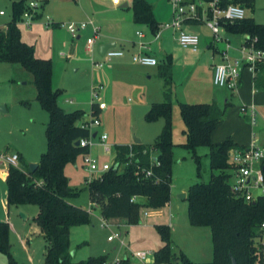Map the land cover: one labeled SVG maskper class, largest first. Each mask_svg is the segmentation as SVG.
<instances>
[{
	"label": "rangeland",
	"instance_id": "rangeland-1",
	"mask_svg": "<svg viewBox=\"0 0 264 264\" xmlns=\"http://www.w3.org/2000/svg\"><path fill=\"white\" fill-rule=\"evenodd\" d=\"M14 1L16 0H0V10L6 13L0 16V26L12 20ZM25 1L27 4L30 1H35L39 4V7L32 20V25L27 26L19 20L23 40L35 46L37 57L51 60L53 68L52 84L55 90L60 91L58 98L60 106L67 111L82 109L86 112L85 117L90 119L92 82L98 84L99 81L102 82L104 79V76L100 78L101 76L95 75V73L106 71L108 66L105 65L102 69L94 68L92 58L103 61V57L98 54L97 50L94 53L87 51L85 33H83L81 39H77L71 35L66 27L49 24L48 16L54 21L69 23V0ZM166 2L172 7L170 0H166ZM246 11L247 16L254 17L257 22L264 24V0H254V6L246 7ZM184 28L200 36L199 50L197 52L192 51L189 54L188 51L190 50H185L180 46L171 30H164L162 32H165L164 37L168 49L170 53L175 54L178 66L188 67L183 75H193L190 73L192 71L196 75H205L203 68L207 62L213 59V50L206 47L205 40H212V32L204 23L186 24ZM228 33H226V37L232 45L231 56H236L238 55V49L244 42V36L242 34L228 36ZM158 44L156 43L153 46L158 47ZM223 45V43H219L220 47ZM71 46H73V52L76 50L74 56H69ZM146 69L153 73L159 68L158 66H152ZM243 73L244 75H250L248 67L244 68ZM145 81L148 83L151 93L153 91L154 94H157L163 88L162 80L157 75H153L149 81L146 78ZM104 84L100 97L106 105L102 114L99 115L101 124L94 126L93 129L95 132H106L113 148L110 153H105L101 146H94L92 153L101 161H115L116 146L119 145L114 144L115 140L124 142L134 136L135 133L136 137L143 138L144 144L151 145L155 136L161 133L165 121L160 119L152 123L144 118V113L139 111L135 104L137 95L128 83L121 86L115 80V77H112ZM177 87L183 90V85L180 84ZM227 88H220L218 91L220 104H223V109H226V107L228 109H226L224 120L218 124L214 132L215 139L220 141L223 139L224 133L234 131V134H239L249 144L255 135L256 142L264 145V132L260 131V127L264 124V94H261L259 101L261 106L259 108L261 113L258 115L259 129L254 132L250 116L241 113L243 103L240 102L237 89ZM192 89L187 88L188 91ZM243 89L244 94L249 95L252 86L246 82ZM116 90L119 94H116ZM107 94L110 95V98L106 96ZM70 98H74V104L66 102ZM227 101H230V103L228 104ZM175 102L176 111L173 112V141L175 147L170 205L158 209L141 208L140 222L130 224L128 232L124 230V224L127 222L124 223L122 218H114L116 227L102 226L101 211L92 201L89 191L86 190L88 174L82 167L83 156L79 155L74 162L67 164L65 172L70 179V184L79 191V195L71 198L70 201L90 210L92 215L90 223L74 226L71 229L72 251L77 250L73 256L74 261L87 260L91 255L101 254L106 255L108 257L106 261L111 264H115L116 261L125 256L130 257L131 264H147L138 259L133 253L139 250H148L153 253L149 256L152 264H156L154 262V252L163 245L156 225L167 224L170 226L172 223L171 212L175 214L172 223L174 225L172 228L174 250L183 252L195 262H211L214 260L211 228L209 226L192 225L188 217V200L180 197L182 193H187L192 184L210 181L213 170L210 165L209 148H198L199 165L192 150L183 146L187 140L182 131L185 126L177 99H175ZM2 105L6 106V110L0 109V151L4 149L19 152L21 159L18 167L29 168L30 163L39 162L41 155L47 150L46 129L50 115L37 99V88L34 84L33 74L19 64L0 62V106ZM81 122L82 120L79 121V123ZM6 169V166H0V218L9 215L13 223L14 227L10 226L13 255L19 264H45L47 241L44 236L32 233L33 228L37 225L34 216L39 207L35 204H19L9 205V210L6 208L8 207L6 206V201L8 202ZM254 193H261V189H255ZM139 201L143 202V197ZM146 210L151 212L149 216H144L143 212ZM22 214L26 215L27 218L24 219ZM112 221L110 220V222ZM116 230H124L122 236L125 242L124 245L121 240H108V236ZM26 234L32 240L29 249L23 246L21 240L22 236L24 237ZM256 247L258 250L264 251V245H262L260 239L257 240ZM7 261V255L0 252V264H6Z\"/></svg>",
	"mask_w": 264,
	"mask_h": 264
},
{
	"label": "trees",
	"instance_id": "trees-1",
	"mask_svg": "<svg viewBox=\"0 0 264 264\" xmlns=\"http://www.w3.org/2000/svg\"><path fill=\"white\" fill-rule=\"evenodd\" d=\"M223 4H240L245 8L253 7L254 0H222ZM133 18L138 24L147 26L156 34L160 25L154 16L153 5L147 0H132ZM28 9L25 0L13 2V17L5 28L0 29V62L19 64L34 76L37 99L48 111L50 120L47 125V150L41 155L38 168H20L11 165L5 173L8 186V204H35L39 207L34 217L47 241L44 257L45 264H104L106 255L90 256L87 260L74 261L71 248V229L74 226L92 221L91 211L73 204L70 199L79 191L70 184L65 172L69 162L79 155L89 152L87 146H77L75 142L90 136V129L79 124L86 116L82 109L67 111L58 102L60 91L52 84L53 68L50 59L36 56L35 46L25 42L19 27L23 13ZM232 34H247L249 38L258 37V46L264 47V24L257 23L254 17L247 16L236 22L225 23ZM160 76L165 83V100L154 102L146 113L148 122L164 119L165 123L159 136L151 145L132 144L133 157L129 145L116 146V166L107 171L102 178L88 182L86 190L106 219L122 218L129 224L140 222V209H158L169 204L171 199L173 169V110H172V56L160 64ZM255 85L264 89V61L256 64ZM180 114L185 125L186 142L200 165L197 150L209 148L212 177L208 182H196L187 191L188 217L194 226H209L212 232L214 260L211 262L192 261L183 252H176L172 244V228L158 224L156 229L163 245L154 252L156 264H232L235 257L238 264H264V251L256 247L260 238V226L264 221V193L254 201L235 196L232 190L234 165L229 161L230 152L243 148L228 136L220 142L213 141V134L225 118L226 109L217 102L179 103ZM101 111L97 103H92V116ZM153 157L159 165L152 166ZM142 167L153 168V176L144 178L137 174ZM264 172V171H263ZM155 177L161 181L156 182ZM232 179V180H231ZM134 196L144 201H132ZM10 224L0 220V252L7 255L6 264H19L12 252ZM115 264H131L129 256Z\"/></svg>",
	"mask_w": 264,
	"mask_h": 264
},
{
	"label": "built area",
	"instance_id": "built-area-1",
	"mask_svg": "<svg viewBox=\"0 0 264 264\" xmlns=\"http://www.w3.org/2000/svg\"><path fill=\"white\" fill-rule=\"evenodd\" d=\"M113 4L118 5L125 0H107ZM173 7V18L164 23V28H173L178 31V42L183 48H191L194 51L198 50L201 38L198 34L187 31L184 26L186 24L204 23L211 30L213 35V44L217 47L218 53L221 55L222 60L216 63L213 67V82L216 86L228 87L232 90L238 89L242 71L245 67H248L255 71L256 64L260 61H264V47L257 45L258 37L249 38L247 35L246 40L238 49V55L231 56L232 45L230 40L226 37L228 32L225 28V23L241 21L247 17L246 8L240 4H223L222 0H170ZM39 4L35 1H30L28 9L23 13L20 22L29 26L32 23V19L35 16L36 10ZM5 11L1 10L0 15H3ZM49 24L64 26L76 37L81 30H84L88 25L93 24L92 21H82L69 23L55 22L48 16ZM94 36L87 39V50L89 53L93 52L96 36L98 35V27L94 26ZM140 37L143 36V32H138ZM219 43H223V47H219ZM141 49H145L147 46L143 42L139 43ZM125 48L111 47L104 54V60L97 62L92 59L93 64L96 67H103L107 62H111L117 57L125 55ZM133 63L140 65H157L159 60L157 57L143 51L132 54ZM103 89L102 85H95L92 91V103H97L101 109L105 107V102L100 101V93ZM241 113L248 115L251 118V124L255 127L258 123L259 111L255 105H244L241 107ZM85 117L81 123L82 127L90 129V136L80 139L79 146H87L89 152L83 154L82 167L87 172V183L93 181L95 178H102L103 175L116 166L117 169H122L123 165L115 161H101L98 157H95L92 153L94 146H101L105 153H110L113 148V144L109 142V135L106 132L99 133L94 131V126H99L101 121L99 116ZM94 134H96L94 136ZM131 152L129 158L133 157L132 144L129 145ZM116 155V154H115ZM117 156V155H116ZM20 161V155L17 152L3 150L0 151V166H6L7 169L11 166H18ZM229 161L234 165V174L232 180V190L238 198H244L246 201L251 202L256 199L259 194L264 193V145L258 144L255 140L248 146L243 148H235L230 152ZM159 165V161L153 157L152 166ZM6 169V170H7ZM138 175L144 178H151L153 176V168L146 169L142 167L137 171ZM156 182L161 181L160 177H155ZM255 189H261V193L255 194ZM140 199L138 196H134L132 201ZM144 216H149L150 211L143 212ZM114 224L102 216V226L111 227ZM123 232L116 230L108 236L109 241L121 240L124 245L125 242L122 239ZM260 240L264 245V221L260 226ZM141 261L150 264L151 255L148 250H139L133 253ZM119 261V260H118ZM116 261V263L118 262ZM104 264H111L105 262Z\"/></svg>",
	"mask_w": 264,
	"mask_h": 264
},
{
	"label": "crops",
	"instance_id": "crops-1",
	"mask_svg": "<svg viewBox=\"0 0 264 264\" xmlns=\"http://www.w3.org/2000/svg\"><path fill=\"white\" fill-rule=\"evenodd\" d=\"M147 1L153 5L154 16L160 25V29L156 34H154L147 26L138 24L134 21L132 0H125L118 5H115L111 1H107V0H69V22L71 21H74V22L92 21L93 22V24H90L88 25L86 29L81 30L78 33V35L75 37L77 39H81L83 37V33L86 34V43H85L86 49H87V39L95 35L93 27L96 26L98 27L99 32H98V35L96 36V40H95L94 47H93L94 49L92 53H94L95 50H97L98 54L102 56L104 60V55L100 53V48L105 44L113 43V42L116 43L115 47H119V48L122 47V48H125L126 50L124 56L117 57L113 59L111 62L105 63L103 67H96L94 65L95 69H102L104 68L105 65L108 66V69L106 71H97V73H95V75H100L101 76L100 78L104 76V79H103L104 82L102 80H101L102 82L99 81L98 84H95L94 82H92L91 90L93 91V87L95 85H102L104 88V85H105L104 83L108 82L110 79H112V77H115V80H117L121 86H125L127 85L126 83H128L132 91H134L137 95L135 104L137 105V108L139 109V111H142V113H144V118H145L146 113L151 108L154 102H162L165 100L166 88H165L164 79L160 76V64L165 63L166 57L168 55H171L172 56V75H173L171 96H172L173 112L176 111V108L174 106V104L176 103L175 99H177L178 104L180 102L210 103V102L215 101L223 109V104H220L218 100L219 99L218 91L220 88H227V87L216 86L213 82V70H214L213 67L216 63L222 60L221 55L218 53L217 47L213 44V40H208V41L205 40L206 47L212 48L213 50V56H212L213 59L210 62H207L203 68L205 75H196L194 71L190 72L193 75H183V73L187 70L188 67L182 68L177 65L175 54L170 53V50L168 49V45L166 44V38L164 37L165 32H162L164 30L166 31L171 30L174 38L178 41V31L176 29L163 27L164 23L170 21L173 18V13H172L173 7H170V5L166 2V0H147ZM36 13H37V10H36ZM5 14L6 13H4L3 15ZM3 15H0V16H3ZM55 22H58V21H55ZM6 24L7 23L1 25L0 29L5 28ZM260 24H263V23H260ZM30 25H32V23ZM55 26H58V25L55 24ZM138 32H143V36L140 37L138 35ZM231 34L232 33L230 34L228 33V36ZM242 35L244 36V41H245L247 38V34L245 33ZM140 42H143L144 44H146L147 47L145 49H141L139 47ZM156 43H159L158 47L156 45H155L156 47L153 46ZM199 47H200V44H199ZM70 48L71 49L69 52V56H74L76 53V50L75 52H73L74 51L73 46H71ZM184 49L190 50L188 51L189 54H191L192 51L197 52L199 50V48L196 51H194L191 48H184ZM139 51L147 52L157 57L159 60V63L153 66H158L159 69H157V71L152 73V71L146 69L152 66L133 63L132 54L139 52ZM94 60L97 62H100L98 59L97 60L94 59ZM248 71L250 75H244L242 71L240 84L238 88L239 90L237 89V92L240 95L239 99H240V102L243 103L242 104L243 106L244 105H255L260 114L261 112L259 108L261 106L259 104V101H260L261 94H264V89H258L256 87L255 81H254L255 71H253L250 68H248ZM144 75H148V76L145 77ZM153 75H157L160 78V80H162V83H163L162 90L157 92V94H154L153 91L152 93L150 92L149 85L145 81L146 78L148 81L152 79ZM246 82L251 84L252 86V90H251V93L249 92L250 93L249 95H245L243 91L244 90L243 87ZM180 84L183 85V90L178 89L177 86ZM184 85H186V87H184ZM187 88H193V89L191 91H188ZM174 91L176 92L174 93ZM115 92L116 94H119L117 93V90ZM106 96H109L110 98V95L107 94ZM159 97H161L162 99ZM91 98H92V94H91ZM100 101L104 102V100H102L101 97H100ZM66 102H68L69 104H74L75 100L74 98H70V99H67ZM227 103L229 104L230 101H227ZM108 106L109 105L107 103V107ZM3 107L6 110V106L3 105ZM102 112H103V109H101L99 115H101ZM252 128L254 132L256 131V129L258 130L259 129L258 123L255 127L252 125ZM182 131L184 132V129H182ZM260 131L264 132V124L260 127ZM233 132L234 131L224 133L222 140H224L228 136H231L235 140V142L238 143L239 145H242L243 147L248 146L249 142H247L246 139L241 138L239 134L237 133L234 134ZM159 134L160 133H158L155 136L154 142L156 138L159 136ZM136 138H139L141 140V143H144L143 138L140 136L136 137L134 133V136H131L130 138H128V140L124 142H117V140H115L114 144L115 145L117 144L130 145L135 142ZM254 138H255V135H254ZM254 138L252 139L251 143L255 140ZM213 141L220 142L217 139H215L214 134H213ZM154 142H152V144ZM91 151L93 152V150ZM20 159H21V155H20ZM231 172L234 174L233 171ZM170 202L166 206L170 205ZM6 206H8L6 208L9 210V204L7 201H6ZM8 214H9V211H8ZM22 215L24 216V214ZM170 217L172 218V223H173L175 214L171 212ZM26 218L27 216L24 219ZM0 220L9 222L10 226L14 227L13 223L11 222L9 218V215L8 217L0 218ZM109 220H113L112 223L114 225L112 227H116L115 219H109ZM125 222L126 220H124V223ZM172 223L170 225L171 228L174 227ZM131 225L127 223L124 224L125 232H128V227ZM32 233L38 236H44V234L42 233L38 225H36L33 228ZM21 240H22L23 246L26 249H29V244L32 243V240L30 239V237L27 236L26 234L24 237L22 236ZM71 248H72V245H71ZM73 251H74V254H76L77 250H73ZM152 254L153 253H151V255ZM97 255H101V254H96V255H91V256H97ZM150 264H152L151 259H150Z\"/></svg>",
	"mask_w": 264,
	"mask_h": 264
},
{
	"label": "water",
	"instance_id": "water-1",
	"mask_svg": "<svg viewBox=\"0 0 264 264\" xmlns=\"http://www.w3.org/2000/svg\"><path fill=\"white\" fill-rule=\"evenodd\" d=\"M115 46H116V43H115V42L105 44V45H103V46L100 48V53H101L102 55H104L105 52H106L109 48H111V47H115ZM0 109L5 110V108L3 107V105L0 106ZM95 135H96V134H94V136H95ZM135 142H136V143H141V140H140L139 138H136ZM75 145L79 146V145H80V140H77V141L75 142ZM38 165H39V164L36 163V162H35V163H30L29 168H30L31 171H35V170L38 168ZM180 197L186 199V198H187V193H186V192L182 193V194L180 195ZM23 217L25 218L26 215H24ZM72 252L74 253V251H72ZM232 264H238V261H237V259H236L235 257L232 258Z\"/></svg>",
	"mask_w": 264,
	"mask_h": 264
}]
</instances>
